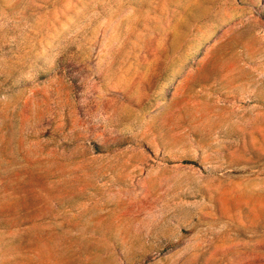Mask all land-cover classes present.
<instances>
[{"label": "rangeland", "instance_id": "1", "mask_svg": "<svg viewBox=\"0 0 264 264\" xmlns=\"http://www.w3.org/2000/svg\"><path fill=\"white\" fill-rule=\"evenodd\" d=\"M0 264H264V0H0Z\"/></svg>", "mask_w": 264, "mask_h": 264}]
</instances>
